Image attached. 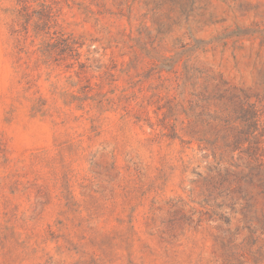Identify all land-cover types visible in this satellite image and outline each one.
Returning <instances> with one entry per match:
<instances>
[{
    "label": "rangeland",
    "instance_id": "1",
    "mask_svg": "<svg viewBox=\"0 0 264 264\" xmlns=\"http://www.w3.org/2000/svg\"><path fill=\"white\" fill-rule=\"evenodd\" d=\"M247 100L264 0H0V264H264L198 141Z\"/></svg>",
    "mask_w": 264,
    "mask_h": 264
},
{
    "label": "trees",
    "instance_id": "2",
    "mask_svg": "<svg viewBox=\"0 0 264 264\" xmlns=\"http://www.w3.org/2000/svg\"><path fill=\"white\" fill-rule=\"evenodd\" d=\"M248 101L236 107L233 122L238 127L228 122L215 124L209 134L214 141L206 140V133L198 134V141L210 145L215 159L203 179L206 191L232 200L239 195L248 207L256 208L257 198L264 200V121L255 104Z\"/></svg>",
    "mask_w": 264,
    "mask_h": 264
}]
</instances>
